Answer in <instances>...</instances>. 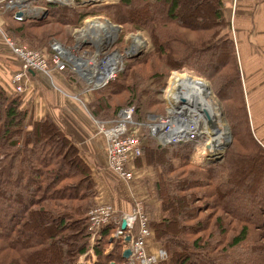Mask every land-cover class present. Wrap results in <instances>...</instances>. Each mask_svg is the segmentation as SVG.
I'll use <instances>...</instances> for the list:
<instances>
[{"label": "trees", "instance_id": "1", "mask_svg": "<svg viewBox=\"0 0 264 264\" xmlns=\"http://www.w3.org/2000/svg\"><path fill=\"white\" fill-rule=\"evenodd\" d=\"M209 2L212 7L204 6L200 19L211 28L203 41L190 39L184 32L187 28L180 19V0H119L118 5H82L85 8L76 10L46 5L47 16L43 19L16 20L6 12L3 16H10L12 26L7 30L9 35L2 32L1 36L15 43H20L15 41L20 38L32 46L43 43L47 37L48 44L52 39L62 43L51 28L43 27H77L88 16L99 13L121 27L122 37L123 26L146 30L151 51L126 61L122 73L93 90L87 107L97 121H112L125 108H134V121L141 119L140 105L147 93L148 71L144 67L149 68L151 85H155L164 79L166 71L183 66L186 60L205 65L202 52L218 45L223 58L218 71L216 65L211 76L217 94H226L228 98L223 107L231 127H241L245 135L235 136L230 154L221 165L203 171L190 164L191 143L162 145L148 134L154 143H142L141 156L133 160L143 158L157 173L153 184L157 204L152 208L153 204L147 206L138 199L149 216L151 235L147 251L161 250L165 254L159 264H264V201L262 194L255 195L264 172L259 175L251 169L253 160L264 163V147L251 131L237 45L231 38L229 21L222 14L220 0ZM134 4L165 9L158 17L142 13V18L133 19ZM128 16L130 19L125 18ZM40 28L43 29L39 36L32 32ZM63 43L72 45L73 40ZM45 45L36 50L48 51ZM262 60L264 63V57ZM261 69L256 76L264 77V67ZM64 73L69 83L80 84L82 91L86 89L74 75ZM22 97L0 86V264H78L89 249L88 212L107 203L97 201L95 170L74 142L48 117L27 123ZM249 184L252 186L248 187ZM243 190L248 200L240 199ZM129 202L132 206L130 196ZM113 231L110 225L99 232L93 246L95 264L124 261L122 243L112 239ZM149 242L155 246L154 252L148 250Z\"/></svg>", "mask_w": 264, "mask_h": 264}, {"label": "rangeland", "instance_id": "2", "mask_svg": "<svg viewBox=\"0 0 264 264\" xmlns=\"http://www.w3.org/2000/svg\"><path fill=\"white\" fill-rule=\"evenodd\" d=\"M210 1V0H209ZM207 1H200V0H180V13L181 16L182 14H184V17L182 18L180 16L181 22L183 24L184 27L187 28V37L190 39H195L199 40V41H203L204 40V36L207 35V32H209V30L211 29L210 26L207 24H204L203 22H200V19L203 17L202 16V8L206 5H211L212 7V3ZM221 1V0H220ZM39 3H43L42 1H40ZM119 0H75L72 4H74L71 7H68L71 10H76V9H83L85 8V6L81 7L82 5H86V7H88L87 5H90L89 7H92V5H96V4H102V6H111V5H118ZM221 8L223 10L224 14V18L226 19L227 23L229 21V31L231 34V38L234 40L235 39V46L237 48V57L239 59V69H240V73L242 76V88H243V93H244V97H245V105H246V110H247V115L248 118L250 120V126H251V131L252 134L254 136V138L261 144L262 147H264V136L263 139L262 137H260V133H262L264 131V120L262 119L261 115H258L254 113V110L256 109V107H258L260 104L264 105V90L263 92L258 88L259 85H262V83L264 82V77L263 76H259V78L257 80H254V78H252L251 75L246 74L243 71V67H242V59L239 55V50H238V45H239V41H238V35H236V24H235V16H231V10L229 8H227L228 6L226 5V3L223 1H221ZM154 5L150 4L147 6H141L140 4H134L133 5V16L132 18H142V13H145V15H147V17H151L152 15H157L161 16V14H163L164 9L165 8H157L156 10L153 9ZM236 13V12H235ZM44 14H46L44 16ZM41 16L38 17H31V16H27V17H22V18H26V19H39V18H45L47 16V13H44ZM106 14L104 13H99L98 16H88L83 23H81L79 26L75 27V26H69L67 24L65 25H59V24H49L46 26H44L43 28H47L50 29V31H53V35H55V37L63 42H66V40H73V44H62V45H66L69 47H74L76 44H78V50L75 49L74 53L83 58V59H88V55L85 52H94L97 55H100V58L106 56V55H110L113 52H117L119 53L122 58L117 60V65L118 67L122 65V69L120 70L122 73L123 72V67H125V62L128 61L129 59L132 58H136V55L140 53V56L147 54L151 51V43H150V38H149V34L146 30L138 28V27H134V26H123L122 30H124V37L121 36V27L118 26V24H114L113 22H111L109 19L106 18ZM127 16V15H126ZM125 18H129L125 17ZM124 18V19H125ZM98 21L101 23H105L106 21H104L105 19L108 20L111 24L115 25L116 27H118L119 31H114L111 29H107L105 28L104 30L106 31L105 35L108 36V38H105V40L103 41H99L96 43L95 48L94 46H92L91 44H88L87 41L90 40V38H92L93 36H95L96 34H98V32L100 31H94L91 32L90 30H88V27L90 26L91 23H89V21ZM130 19V18H129ZM25 20V19H22ZM65 20V19H64ZM83 24V25H82ZM12 26V23H9L8 20V24L6 23L5 25L0 26V28L2 27V31L0 29V36L1 33H6L8 34V28H10ZM206 26V27H205ZM43 28L40 29H32L33 33H36L38 36L40 35V32L42 31ZM201 29V30H200ZM57 31H60L59 33ZM101 33H103L102 31H100ZM9 35V34H8ZM249 35V34H248ZM134 36H139L143 42L144 45L140 44V46L134 51V53L130 56H127V51L131 48V44H132V40L131 38ZM11 37V36H10ZM12 38V37H11ZM13 39V38H12ZM48 39L45 38V40ZM14 40V39H13ZM43 40L41 44L36 43L34 46L30 45L29 43H27L26 41L24 42L22 39H16L15 41L20 42V44L26 45L29 48H39V46H43L46 44L47 40L45 41ZM216 44V43H215ZM48 45V42L45 46ZM218 47V45H216ZM215 46V48L213 49L212 47H210L208 50H206V52H202L203 54V62L205 63V65H201L199 63H194L193 60H186L187 62H184L185 64L183 66H180L178 68H174L172 70H168L166 71V76L164 77L163 80L158 81L157 84L155 85H151L152 81H150V76L152 75V73L150 74L149 68L148 67H144V70L147 69L148 72H146V81H145V88L147 93H145L143 96L145 97V99L143 100V102L141 101V105H140V113L142 115L141 119L135 120L138 123H143L146 124L148 123V117L149 116H155L154 120H152V123H157L159 121H162L161 123L165 122L167 123L170 118L172 117V119H176L178 118L181 114L182 115H186V120H183L181 122V126L185 127L189 124H192V119L194 120V118L191 116V110L193 109L194 103L193 102H186V104H184L183 102H179L177 103L182 96L183 93V89H178V90H173L174 89V82L176 80H179L181 78H177L179 75L181 76H185L184 78L190 79L192 81H201L206 88H208V90H210L211 92V98L214 106L216 105L221 113H223L224 118L230 128V133H231V138H230V142H229V146L226 148V150L224 151V140L227 137V130L224 128L225 125L222 122V116L217 115V120L219 124H223V132L221 133V141L218 143V149H214L215 152L214 153H210V155H212L211 157H205V142L207 140L206 137L203 138V136H200L198 138H194L190 141H187L186 143H191L193 148L190 154V164L193 166H197L198 168H200L203 171H208L211 169L216 168L217 166L221 165L222 162L224 161V159L227 157V155L229 156V149L231 148V146L233 145L234 142V138L237 135V137H243L245 134L243 132V130H241V127L239 129H233L231 127V124L229 123V120L227 119L226 115H225V108L223 107V102L227 101V96L226 94H217L216 92V85L214 86V78L213 76H211V73L213 72L212 70H216L215 66L217 65V70L219 69V67L221 66V61H222V56L219 53L218 48ZM42 47V48H43ZM8 50V48H7ZM39 50V49H38ZM9 51V50H8ZM91 58V57H89ZM95 58V57H94ZM97 59V58H96ZM245 61L247 62V58H245ZM190 72L194 73L191 74ZM215 72V71H214ZM41 77V76H40ZM39 76H37L34 80L38 79L37 83L39 84V79H40V84H39V89L37 90L38 92L41 93V96L43 98L44 102H47L49 104H51V106H54L55 109H60V104H59V98L60 95H57V91L60 90L63 93H69V90L65 87V85L68 83L70 85V87H72V84L69 83L68 79L65 77V81L62 79V86L59 85L56 81H53V85L51 84L50 80H43L42 78H40ZM46 78V77H45ZM177 78V79H176ZM213 78V79H212ZM31 80V79H30ZM48 81V82H47ZM257 84V85H256ZM74 87H72L73 91L71 92V95L75 96L76 98L78 97V99L82 100V101H86V102H91L93 99V94L91 95H87L84 96L82 93L85 92L86 93V89L82 91L81 85L74 83L73 85ZM85 87H90V85L88 84H84ZM58 88V89H56ZM230 89L232 90L233 87L231 86ZM56 91V92H55ZM171 91V92H170ZM34 94V92H33ZM151 94L153 95V98L151 99ZM70 95V96H71ZM168 95H173L174 99L170 100L167 98ZM259 97V98H258ZM23 101H24V108L27 109V113H28V117L30 114V106L28 107V104L25 99L24 96L22 97ZM263 99V100H262ZM153 100L155 103L153 104V102L151 101ZM41 103H43L42 100H40ZM257 102L259 103V105L257 104ZM176 103V104H175ZM217 103L220 104L221 108L217 105ZM87 104V103H85ZM89 104V103H88ZM163 106V111H162V107ZM197 107V106H196ZM29 108V109H28ZM54 110V109H53ZM217 110V109H216ZM182 112V113H181ZM263 112V110H262ZM154 114V115H153ZM157 114V115H156ZM197 114V113H196ZM264 114V112H263ZM202 116L204 114H201ZM205 116V115H204ZM27 117V123H31L35 120L30 119ZM38 120V119H36ZM58 122H61L59 119H57ZM141 121V122H139ZM258 122V124H257ZM161 123H158V125H160ZM60 124V123H59ZM61 125V124H60ZM204 123L200 122V127L202 128V126L204 127ZM262 125V126H260ZM28 127V126H27ZM144 128L141 129V133L144 135L145 133V137L143 138V146H150L151 143H154L152 139H149L148 134L149 132L146 130L145 132V126H143ZM150 130V129H149ZM152 131L153 128H152ZM202 132V131H201ZM151 133V131H150ZM152 135V134H151ZM143 137V136H142ZM159 136L157 134L154 135V138L159 139ZM153 138V139H154ZM245 138V137H244ZM155 139V140H156ZM219 139V140H220ZM152 141V142H151ZM161 141V140H160ZM156 142V141H155ZM162 145H169V143H163L161 141ZM178 144H182V143H178ZM185 144V143H184ZM222 146V147H221ZM264 149V148H263ZM217 150V153H216ZM213 151V150H212ZM219 153H221L223 155V159L221 160V162H218L216 164H214L213 162L215 160H217L219 158ZM206 161H207V166H206ZM254 162L252 165V168L255 172H257L259 175L262 174V170L264 172V163L257 160H253ZM149 166V165H147ZM247 169V168H246ZM154 170V169H153ZM248 170V169H247ZM155 173L156 179H157V173L154 170L152 172V174ZM252 186V184H249L248 187ZM244 192V193H243ZM243 192L240 191V195L242 196L240 199H244V200H248V196L246 197V191L243 190ZM253 194V193H251ZM261 196V201L264 199H262V197H264V173L262 175V177L259 180V183H257L256 188H255V195L257 196ZM155 196V195H154ZM156 198V196H155ZM131 199V198H130ZM156 201V199H155ZM144 202L147 203V206L152 205V208H154V203L156 202H147V200H145ZM104 203V202H103ZM157 204V203H156ZM155 204V205H156ZM94 243V242H93ZM95 244V243H94ZM89 248H90V244H89ZM79 262V261H78ZM95 263H96V259H95ZM94 263V264H95Z\"/></svg>", "mask_w": 264, "mask_h": 264}, {"label": "built area", "instance_id": "3", "mask_svg": "<svg viewBox=\"0 0 264 264\" xmlns=\"http://www.w3.org/2000/svg\"><path fill=\"white\" fill-rule=\"evenodd\" d=\"M40 1H42L43 4L38 3ZM74 1L75 0H0V13H11L14 17L15 13L20 12L23 14V17H38L46 13V5L71 7L74 5L72 4ZM221 1L226 3L233 17L238 0ZM104 21H106L105 23H110L106 19ZM95 22L96 21L93 19L89 21L92 26H89L88 30L94 32L100 29L103 33L99 31L98 34L87 41L88 44L92 43L94 48L97 42L108 38V36L105 35L106 31L102 28H98L94 24ZM2 36L9 52L18 62L19 67L12 74L10 81L13 87L12 92L18 95H23L26 92V83L29 81L31 72L45 76L51 83H53V74H60L66 70L76 74L80 79L83 78L82 72H84V75L90 79L85 73H88L92 67L106 69V67H108L109 57L112 54H118L117 52H113L110 55L100 58V55L95 54V51H89L85 52L88 55V59H83L74 53L75 49H79L78 44L71 48L52 39L48 44V51H41L31 49L20 43H15L10 38L4 37L3 34ZM78 58L83 64L81 67L76 65ZM122 65L123 63L120 67L117 65L114 77L120 72ZM83 79L82 81L86 83ZM104 85L97 86L96 88H100ZM133 113L134 108H125L119 112L117 118L113 121H97L98 133H100L105 140L106 169L128 187H130L131 182L134 180V172L130 164L142 154V139L137 128L133 125ZM130 198L132 200V206L129 212H118L110 204H101L90 209L87 215L90 230V248L86 254L79 259L78 264L95 263L96 257L93 252L94 243L99 237L101 229L110 225L114 227V231L111 234L112 239L121 241L122 252L126 250L130 252V256L127 259L115 264H159L160 261L166 258L161 250L156 253H149L147 251V242L151 235L148 227L149 216L144 211L142 201L135 199L132 195ZM123 221L126 226L125 229L122 230L121 223ZM126 238H129V240L127 241Z\"/></svg>", "mask_w": 264, "mask_h": 264}, {"label": "crops", "instance_id": "4", "mask_svg": "<svg viewBox=\"0 0 264 264\" xmlns=\"http://www.w3.org/2000/svg\"><path fill=\"white\" fill-rule=\"evenodd\" d=\"M235 12L236 35H238L237 39L239 41L238 50L242 59L243 71L246 74L253 75L252 78L257 80L259 76H256L255 74L264 67V63H262V57H264V0H238ZM13 18L16 19L15 14ZM9 19H11L9 15L3 16V14L0 13V26L8 23L7 21ZM22 19L23 18L16 20ZM7 48L3 37L0 36V86L6 91L12 92L13 87L10 82L11 76L19 66L17 59L8 51L9 49L7 50ZM245 58H247V62L245 61ZM67 72L71 73L69 70H67ZM71 74L77 78V81L86 84L76 74ZM37 76H41L40 78L45 81L48 80L45 76L39 73H30L29 81L26 83L27 89L23 94L25 101L29 103L28 107L30 106V114L28 118L33 120L46 117L50 118L54 123L61 127L62 131L74 142L75 146L80 151L81 156L86 160L90 167L95 170L94 177H96L98 186L97 201L110 204L121 213L130 211L131 206L129 196L131 195L135 199H140L142 201L147 200V202L154 203L155 196L153 184L156 181V176L155 173L152 174L154 170L145 164L143 158L139 161H132V168L135 172L133 171L134 180L131 182L130 187L124 185L106 169V148L104 137L98 133L97 120L92 117L88 110L87 106L89 102L82 101L78 99V97L76 98L71 95L74 83L72 84V87H70L68 83L63 84L69 90V93L62 94L60 88L57 92L55 91L57 95H60L58 101L61 106L60 109H55L51 104L44 102L41 93L37 91L40 84V79L39 84L37 83L38 79L34 80ZM65 77L66 73L64 72L53 74V80L61 86L62 79L65 81ZM258 88L263 92L264 82L262 85H259ZM86 90L87 94H85V92L82 93L84 96L91 95L93 92L89 91L88 87H86ZM40 100H42L43 103H41ZM257 104L259 105L258 102ZM262 110L264 112V105L260 104L254 110V113L257 114L258 117L261 115L264 120ZM57 119L61 122H58ZM148 120V123L153 124L152 120H154V117L149 116ZM145 127V132L147 130L151 138H154L150 133V127ZM139 133L144 138L145 133L143 135L141 130ZM259 135L263 139L264 131ZM155 139L156 138L153 140L156 141V143H161L159 139ZM153 246L154 245L149 242L148 250L150 249V252H154L155 246Z\"/></svg>", "mask_w": 264, "mask_h": 264}, {"label": "bare ground", "instance_id": "5", "mask_svg": "<svg viewBox=\"0 0 264 264\" xmlns=\"http://www.w3.org/2000/svg\"><path fill=\"white\" fill-rule=\"evenodd\" d=\"M18 13V12H17ZM20 13V12H19ZM16 14V13H15ZM22 14V13H21ZM23 15V14H22ZM27 17V16H25ZM98 28L102 29H111L114 31H119L118 27L111 23H101L96 21L94 23ZM92 26V25H90ZM120 32V31H119ZM132 44L131 48L127 51V56H130L134 53V51L140 46V44L144 45L143 40L139 36H134L131 38ZM122 56L118 54H112L108 59V67L106 69H100L99 67H92V69L85 73L88 75L90 79H88L84 72H82L83 80L90 85L89 91L96 90L97 86H101L107 84L115 75V71L117 68V60L121 59ZM76 65L81 67L82 61L78 58L76 61ZM67 71V70H66ZM63 73V72H62ZM115 78V77H114ZM113 78V79H114ZM183 89V93L181 99H184L186 102H193L194 106L191 110V116L194 118L192 119V124H189L185 127L181 126V122L186 120V115H180L176 119L170 118V120L165 123H161L160 121L157 123H138L132 119L133 125L138 128V132L143 128V126L150 127V131L152 136L154 137L157 134L159 139L165 143L168 142L169 144H178V143H186L194 138H198L203 136L207 138L205 142V157H211L210 153H214V149H218V143L221 141V133L223 130V124H219L217 120V115L221 116L220 109L214 104L215 102L212 101L211 92L206 88V86L201 81H192L187 78H181L174 82V89L178 90ZM171 92V91H170ZM168 99H174L173 95H168ZM180 99V100H181ZM178 101L177 103L181 102ZM214 102V104H213ZM176 104V103H175ZM197 106V107H196ZM217 109V110H216ZM182 113V112H181ZM197 113V114H196ZM201 114H204L203 116ZM133 118V117H132ZM222 118V117H221ZM115 120V119H113ZM112 120V121H113ZM200 122L204 123V127H200ZM158 123H161L158 125ZM152 128L154 131H152ZM202 131V132H201ZM140 135V133H139ZM142 138V135H140ZM220 139V140H219ZM222 147V146H221ZM213 150V151H212ZM217 153V150H216ZM219 155H222L218 152ZM206 164L207 161H206Z\"/></svg>", "mask_w": 264, "mask_h": 264}, {"label": "water", "instance_id": "6", "mask_svg": "<svg viewBox=\"0 0 264 264\" xmlns=\"http://www.w3.org/2000/svg\"><path fill=\"white\" fill-rule=\"evenodd\" d=\"M45 15H46V14H44V16H45ZM22 17H23V15H22L21 13H19V12L15 14V18H16V19H21ZM23 19H26V18H23ZM139 56H140V53L136 55V57H139ZM180 101L183 102L184 104H186V101H185L184 99H181ZM217 105L221 108V106H220L219 103H217ZM221 116H222V122H223L224 125H225L224 128L227 130V134H228L227 137H226L225 140H224V148H223V150L225 151L226 148L229 146V142H230V138H231V133H230V128H229V126H228V124H227V122H226V120H225V118H224L223 113H221ZM164 144H165V143H164ZM223 158H224L223 155H220L219 158H218L217 160H215L213 163L216 164V163H218V162H221V160H222ZM125 226H126V224H125V222L123 221V222L121 223V229H122V230L125 229ZM126 240L128 241L129 238H126ZM121 256H122L123 259H127V258L130 256V252H129L128 250L123 251L122 254H121ZM110 264H115V263L112 262V263H110Z\"/></svg>", "mask_w": 264, "mask_h": 264}]
</instances>
